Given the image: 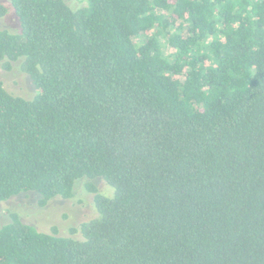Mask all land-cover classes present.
I'll list each match as a JSON object with an SVG mask.
<instances>
[{"label":"trees","instance_id":"trees-1","mask_svg":"<svg viewBox=\"0 0 264 264\" xmlns=\"http://www.w3.org/2000/svg\"><path fill=\"white\" fill-rule=\"evenodd\" d=\"M79 1L0 3V66L36 89L0 80V203L84 181L96 214L10 213L0 264H264V0Z\"/></svg>","mask_w":264,"mask_h":264},{"label":"rangeland","instance_id":"rangeland-1","mask_svg":"<svg viewBox=\"0 0 264 264\" xmlns=\"http://www.w3.org/2000/svg\"><path fill=\"white\" fill-rule=\"evenodd\" d=\"M72 7H82L79 0H65ZM7 4V0H0ZM0 29L18 30V22L14 12L9 9L4 17H0ZM21 61L13 62L10 70L0 66V80L5 89L16 96L30 99L36 89L27 74L21 71ZM84 181L75 183L73 197L68 200L54 198L44 206L38 205V197L34 193H21L0 203V224L9 221L10 213H16L21 222L34 226L42 233H49L55 228L60 236H68L70 228H77L81 223L95 217L93 194L85 188ZM102 194L112 193L101 181L92 183ZM111 190V191H109ZM107 196V195H106Z\"/></svg>","mask_w":264,"mask_h":264},{"label":"clouds","instance_id":"clouds-1","mask_svg":"<svg viewBox=\"0 0 264 264\" xmlns=\"http://www.w3.org/2000/svg\"><path fill=\"white\" fill-rule=\"evenodd\" d=\"M109 191H111V190H109Z\"/></svg>","mask_w":264,"mask_h":264}]
</instances>
